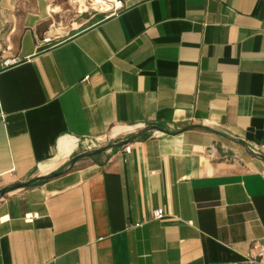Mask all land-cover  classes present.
<instances>
[{
  "label": "crops",
  "instance_id": "0c3cea01",
  "mask_svg": "<svg viewBox=\"0 0 264 264\" xmlns=\"http://www.w3.org/2000/svg\"><path fill=\"white\" fill-rule=\"evenodd\" d=\"M122 1L62 38L50 0H0V264H246L264 0Z\"/></svg>",
  "mask_w": 264,
  "mask_h": 264
},
{
  "label": "rangeland",
  "instance_id": "374dc122",
  "mask_svg": "<svg viewBox=\"0 0 264 264\" xmlns=\"http://www.w3.org/2000/svg\"><path fill=\"white\" fill-rule=\"evenodd\" d=\"M50 3L52 7H58L56 12H52V27L66 29L62 38L104 19L114 12L113 7L109 10L102 9L101 4L96 3L95 0H87V10H84L85 8L79 2L73 0H50Z\"/></svg>",
  "mask_w": 264,
  "mask_h": 264
},
{
  "label": "built area",
  "instance_id": "2783aa9c",
  "mask_svg": "<svg viewBox=\"0 0 264 264\" xmlns=\"http://www.w3.org/2000/svg\"><path fill=\"white\" fill-rule=\"evenodd\" d=\"M123 5V1L122 0H115L113 3V8H114V12L119 10L120 8H122ZM59 38V37H56ZM53 39L51 36H44L42 38V42L43 43H49L51 42ZM1 45H0V51H1ZM16 59H9V58H2L0 59V70L4 69L8 66H10L11 64L15 63ZM90 144L87 145V149H95L99 146V141L98 140H90L89 142ZM164 216V212L162 209L158 208L155 209L152 212V218H162ZM251 252L247 253L245 256V263L246 264H264V241H254L253 243V247H252Z\"/></svg>",
  "mask_w": 264,
  "mask_h": 264
},
{
  "label": "bare ground",
  "instance_id": "6f19581e",
  "mask_svg": "<svg viewBox=\"0 0 264 264\" xmlns=\"http://www.w3.org/2000/svg\"><path fill=\"white\" fill-rule=\"evenodd\" d=\"M73 1L79 2L82 5V7L85 8L84 10H87V8H88L87 0H73ZM114 1L115 0H95L96 3L101 4L102 9H104V10L111 9L113 7ZM57 8L58 7H51L50 10L52 12H56L57 11ZM89 142H87L85 144V146L89 145L90 144ZM59 147H60V150L62 152H69V151H71L75 147V144H74V141L73 140H70V139L68 140V138H65V139H62L60 141Z\"/></svg>",
  "mask_w": 264,
  "mask_h": 264
},
{
  "label": "trees",
  "instance_id": "16d2710c",
  "mask_svg": "<svg viewBox=\"0 0 264 264\" xmlns=\"http://www.w3.org/2000/svg\"><path fill=\"white\" fill-rule=\"evenodd\" d=\"M145 136H146V134L143 137H145Z\"/></svg>",
  "mask_w": 264,
  "mask_h": 264
},
{
  "label": "water",
  "instance_id": "95a60500",
  "mask_svg": "<svg viewBox=\"0 0 264 264\" xmlns=\"http://www.w3.org/2000/svg\"><path fill=\"white\" fill-rule=\"evenodd\" d=\"M254 154H256V153H254ZM263 157V156H262Z\"/></svg>",
  "mask_w": 264,
  "mask_h": 264
}]
</instances>
